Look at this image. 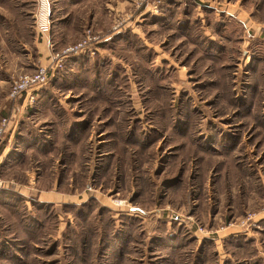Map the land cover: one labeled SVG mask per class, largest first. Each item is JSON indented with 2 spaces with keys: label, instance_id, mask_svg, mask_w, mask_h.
<instances>
[{
  "label": "rangeland",
  "instance_id": "374dc122",
  "mask_svg": "<svg viewBox=\"0 0 264 264\" xmlns=\"http://www.w3.org/2000/svg\"><path fill=\"white\" fill-rule=\"evenodd\" d=\"M51 1L73 25L53 32L57 48L86 29L107 38L51 73L39 141L21 136L20 166L0 170L67 196L0 209V264H264V0H169L158 15L149 1ZM36 8L0 0V98L42 65ZM117 18L127 27L111 35ZM91 201L89 235L65 207L88 216Z\"/></svg>",
  "mask_w": 264,
  "mask_h": 264
},
{
  "label": "crops",
  "instance_id": "0c3cea01",
  "mask_svg": "<svg viewBox=\"0 0 264 264\" xmlns=\"http://www.w3.org/2000/svg\"><path fill=\"white\" fill-rule=\"evenodd\" d=\"M70 3L74 4L76 7L82 6V4H86L88 2H91L93 0H68ZM48 4V24H49V33L48 37L52 40V37H54L53 32H57L56 29L59 28H70L73 26L71 24V21H65L66 18L63 20L54 17V4L50 0H46ZM112 9H117L119 6H111L106 4V9L107 8ZM90 22L95 21V16L94 14H91L88 16ZM96 24V23H95ZM35 29V28H34ZM78 31V30H77ZM35 36L36 40L38 43L35 44L34 49H36V54L37 56V62L41 63L42 65H47L49 63V49L47 46L46 38L40 37L38 35L37 31L35 30ZM57 36V35H56ZM27 45V44H25ZM25 51V49H23ZM22 66V65H20ZM4 79H0V85L4 83ZM38 92L37 93V103L34 111L29 110V105L27 103V98L23 97L20 100H17L16 102H12L8 94L5 95V97L0 98V118L5 117V116H11L12 117V122L11 125L5 135V140L1 141L0 143V170H5L8 169L10 166H20L16 165V159L10 158L9 156L11 155L10 151L11 149L16 145L19 146L18 141L20 140L21 136L25 135L24 139L25 140H32L36 141L39 139V130L36 131L37 128H39V100L41 103L44 102V93ZM49 110V109H48ZM50 110L46 112L45 116H49ZM27 128L29 129H35L34 131L36 132L34 137H28V133L26 132ZM39 141V140H38ZM28 142V141H27ZM21 143L23 141L21 140ZM37 143V142H36ZM2 144V145H1ZM32 175L34 173H30V171L26 172V183H13V182H8L10 183V186L6 188H10L14 193L18 194L20 197L22 196L25 199H28L30 197H35L37 202H43V203H49L53 202L56 198L60 197H67L66 195H63V193L59 192V189L52 190V191H39L36 189L35 185H39V177H36L35 179H31ZM7 182V181H6ZM57 188V187H56ZM21 197V198H22Z\"/></svg>",
  "mask_w": 264,
  "mask_h": 264
},
{
  "label": "built area",
  "instance_id": "2783aa9c",
  "mask_svg": "<svg viewBox=\"0 0 264 264\" xmlns=\"http://www.w3.org/2000/svg\"><path fill=\"white\" fill-rule=\"evenodd\" d=\"M148 1L149 4L152 5L151 10L153 15H158L163 2L169 0H138L137 8L141 7ZM36 2L37 8L34 14V28L40 37L46 38L47 46L50 52L49 63L47 65L36 66L33 72L18 75L11 83L8 93V97L12 102H16L23 97L27 98L29 106L35 104L37 100V93L49 84L51 73L54 74L62 71L67 61L78 58L81 55L94 56L99 51L100 44L107 38L94 34L91 29H86L83 37L79 41L57 48L55 43H53L48 37V4L46 0H36ZM126 27V21L117 18L110 30V34L114 35L119 33ZM11 122V116L0 118V141L6 135ZM8 185L9 183L0 179V187L4 188Z\"/></svg>",
  "mask_w": 264,
  "mask_h": 264
},
{
  "label": "trees",
  "instance_id": "16d2710c",
  "mask_svg": "<svg viewBox=\"0 0 264 264\" xmlns=\"http://www.w3.org/2000/svg\"><path fill=\"white\" fill-rule=\"evenodd\" d=\"M124 37L122 36V35H120V36H117L115 39H113L110 43H109V46H111V48L113 49V46H115L116 45V42L118 41L119 43L122 41V39H123ZM117 42V43H118ZM150 65V64H149ZM79 129V126L76 128V130H78ZM76 132V131H75ZM77 133V132H76ZM76 139V138H75ZM80 139V138H79ZM70 140H71V138H70ZM76 141L77 142H79L80 140H78V139H76ZM39 144V143H38ZM39 146V145H38ZM36 189L37 190H39V191H49V189H45V188H43L42 186H41V183H39V185L37 184V186H36ZM7 190H1V192L2 193H0V198H2V199H0L1 200V202H2V205H3V207H0V209H3L4 211L6 210V211H9V213H11V211L13 210H15V207L13 206H11V205H13V204H8L9 202H13L14 200L15 201H19V198L21 199V197L18 195V194H16V193H14V192H12V191H9V192H6ZM59 192H62V190L60 189V190H58ZM34 199V198H33ZM33 201H35L36 203H34L35 205H37L36 207L39 209V203L40 202H37L36 201V199H34ZM99 203V202H98ZM98 203L97 202H93V201H91L90 203H88V204H86V206L85 207H83V208H85V209H87L88 211H90L89 212V215L88 216H85V213L84 212H80V211H76L77 210V208H76V205H72V206H66L65 208H66V210H68V211H71V212H73L74 214L77 212V214H76V217L78 218V219H83V221H84V223H85V226H87V227H85L86 228V230L88 231V234L90 235V227H91V225H89V223L87 222L88 220H90V218L91 219H93L92 218V216H91V213H92V211H94V209H96V206L98 205ZM99 206V205H98ZM42 209V208H41ZM42 210H44V209H42ZM15 213V212H14ZM110 212H109V210H107V209H105L104 210V214H103V216L105 215L106 217H105V219H106V222H105V228L104 229H111L112 230V228H111V225L113 226V221L110 219V214H109ZM39 214V213H38ZM41 216H42V221L44 220V218H46V216H47V214H41ZM33 217V216H32ZM38 217V216H37ZM35 218V217H34ZM22 220V219H21ZM22 221H24V222H27V219L26 220H22ZM22 221H20V222H22ZM88 224H87V223ZM137 228H139L138 227V225H136L133 229H132V231L133 230H135V229H137Z\"/></svg>",
  "mask_w": 264,
  "mask_h": 264
}]
</instances>
